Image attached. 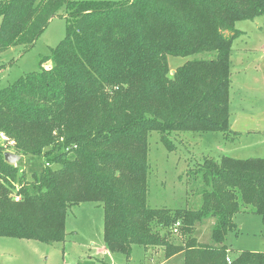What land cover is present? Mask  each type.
Segmentation results:
<instances>
[{"label":"trees","instance_id":"16d2710c","mask_svg":"<svg viewBox=\"0 0 264 264\" xmlns=\"http://www.w3.org/2000/svg\"><path fill=\"white\" fill-rule=\"evenodd\" d=\"M61 12L63 41L39 70L0 88V238L64 243L68 212L91 203L104 211L105 249L128 261L139 246L172 264H264V253L226 244L238 215L264 224V157L189 165L186 180L203 182L199 209L148 205L152 133L170 153L182 133L233 138L236 24L264 15V0H0V54L31 50ZM196 55L207 57L171 74L169 57ZM8 152L44 164L29 178ZM207 218L214 245L195 237Z\"/></svg>","mask_w":264,"mask_h":264},{"label":"rangeland","instance_id":"374dc122","mask_svg":"<svg viewBox=\"0 0 264 264\" xmlns=\"http://www.w3.org/2000/svg\"><path fill=\"white\" fill-rule=\"evenodd\" d=\"M87 2L127 0H77ZM66 13L53 18L34 47L24 52L15 47L0 54V88L14 84L19 78L40 68L42 58L51 55L67 33ZM243 35L233 45L231 72L233 76L234 107L241 103L245 116L240 121L243 130L253 133L246 139L228 141L221 133L197 135L182 133L176 138L179 143L174 153L168 152L154 132L150 136L148 205L151 208L199 209V195L203 182L186 180L189 165L202 163L206 157L218 159L226 155L236 159L264 157V15L255 20L236 24ZM207 55L169 57L171 74L187 61L206 58ZM48 63L46 68H50ZM242 130V131H243ZM7 137V136H6ZM3 143V140L0 139ZM44 162L33 158L27 162L21 158L17 165L27 176L37 171ZM21 171V168L19 169ZM191 189L195 195H188ZM191 191V192H190ZM239 228L227 236L226 244L234 251L264 253V224L257 214H240L235 219ZM216 218H207L196 226L195 237L202 244L214 245L212 239ZM66 241L45 244L37 241L0 238V264H172L165 261L163 252H153L146 258L142 247L135 246L130 261L120 253L105 252L104 211L91 203L72 208L66 217ZM173 240L179 242V233ZM230 250L232 257L235 253ZM104 261V262H103ZM176 264H180L177 262Z\"/></svg>","mask_w":264,"mask_h":264},{"label":"crops","instance_id":"0c3cea01","mask_svg":"<svg viewBox=\"0 0 264 264\" xmlns=\"http://www.w3.org/2000/svg\"><path fill=\"white\" fill-rule=\"evenodd\" d=\"M232 57H233V51H232ZM231 57V60H232ZM233 79V76H232ZM234 84V81H233ZM232 84V90H231V101H230V116H231V120H230V127H231V131H232V135L233 138L229 139L228 141H234L236 139L240 140V139H246L248 136H250L253 133H259V132H252V131H247V130H243L245 128H243L240 124V121L242 120V118H244L245 116H240L242 114H245L244 108H242L241 103H236V107H234V96H233V91H234V87ZM243 130V131H242ZM223 138L225 139V137L223 136ZM227 140V139H225ZM107 250L105 249V252ZM104 262V261H103Z\"/></svg>","mask_w":264,"mask_h":264},{"label":"water","instance_id":"95a60500","mask_svg":"<svg viewBox=\"0 0 264 264\" xmlns=\"http://www.w3.org/2000/svg\"><path fill=\"white\" fill-rule=\"evenodd\" d=\"M21 159L20 156L14 154V153H11V152H8L5 154V160L6 162H8L9 164H12V165H16L17 162Z\"/></svg>","mask_w":264,"mask_h":264},{"label":"built area","instance_id":"2783aa9c","mask_svg":"<svg viewBox=\"0 0 264 264\" xmlns=\"http://www.w3.org/2000/svg\"><path fill=\"white\" fill-rule=\"evenodd\" d=\"M0 139L3 140V141H6L7 140V138H6V136H5L4 133H0ZM179 225H180L179 223L176 225V227L174 229V233H178V227H179Z\"/></svg>","mask_w":264,"mask_h":264}]
</instances>
